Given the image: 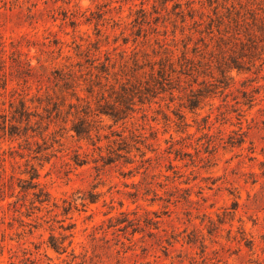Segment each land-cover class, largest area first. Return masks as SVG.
Instances as JSON below:
<instances>
[{"label": "rangeland", "instance_id": "obj_1", "mask_svg": "<svg viewBox=\"0 0 264 264\" xmlns=\"http://www.w3.org/2000/svg\"><path fill=\"white\" fill-rule=\"evenodd\" d=\"M0 264H264V0H0Z\"/></svg>", "mask_w": 264, "mask_h": 264}, {"label": "trees", "instance_id": "obj_2", "mask_svg": "<svg viewBox=\"0 0 264 264\" xmlns=\"http://www.w3.org/2000/svg\"><path fill=\"white\" fill-rule=\"evenodd\" d=\"M123 90L126 92V88H123ZM126 94H127V92H126ZM126 94L125 95H122L123 99L125 97L127 98V95ZM124 102H127V101L124 100ZM126 107L129 108L128 105ZM110 109H111L110 111H108V110H101V112L102 113H106V114L110 115L112 118H115L117 120L121 118V113L124 112V109L121 108V107H119V108H117V107H111ZM75 130H76V132L78 134H81L82 131H83V130L77 128L76 126H75ZM36 177H38V171L37 170H35L33 173H31V179H35Z\"/></svg>", "mask_w": 264, "mask_h": 264}]
</instances>
